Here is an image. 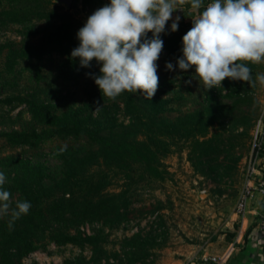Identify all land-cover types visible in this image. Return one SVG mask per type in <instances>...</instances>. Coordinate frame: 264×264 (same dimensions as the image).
<instances>
[{
    "label": "rangeland",
    "instance_id": "obj_1",
    "mask_svg": "<svg viewBox=\"0 0 264 264\" xmlns=\"http://www.w3.org/2000/svg\"><path fill=\"white\" fill-rule=\"evenodd\" d=\"M110 2L73 0L68 6L57 0H0V44L22 47L37 42L40 36H32L33 31H42L53 11V16L68 11L85 24L95 10ZM177 6L182 11H174L165 28L171 27L177 16L181 18L179 24L184 25L193 16L179 0ZM14 9L27 14L36 11L33 21L28 15L22 17V23L12 21L8 13ZM61 62L57 54L45 57L41 63L43 80L38 82L36 64L24 61L23 75L17 85L0 83V133L42 134V124L33 118L25 102H6L7 98L18 96L52 104V110L62 121L75 113L81 124L112 133L119 132L124 121L128 123L121 107H117L118 97L101 99L94 74H89L83 84L72 85L60 76ZM167 62L173 64L174 70L166 69ZM242 63L251 68L252 86L225 78L221 87L205 89L195 78V66L181 71L168 53L161 52L157 61V91L161 88L165 91L162 96L166 101L153 104H165L166 108L155 126L160 123L173 132L164 139L153 137L155 154L150 155V162L160 170L161 178L141 181L132 189L128 217L116 232L103 219L95 220L83 227L92 236L87 245L50 243L24 256L22 263L189 264L203 254L204 247L214 238L236 228L239 222L235 206L243 188L255 131L260 120L264 121V84L255 79L257 74L264 73V59L259 64ZM136 93L144 98L139 90ZM95 94L101 97L92 100ZM103 100L111 102L110 108L105 113L94 112ZM50 135H42L43 140L31 146L14 145L0 137V172L7 178L3 188L11 192L14 203L19 200V194L12 190L21 189V183L16 180H24L26 176L27 184L36 189L40 188L41 179L52 185L64 170L66 157L82 154L81 158H85L94 150L86 138ZM208 139L214 142L203 145ZM19 163L35 164L42 170L15 167ZM104 163L101 159L96 168L111 178L116 172L114 181L122 182L123 173L128 172L137 177L138 170H107L110 166L106 162L107 168ZM5 218H0V222Z\"/></svg>",
    "mask_w": 264,
    "mask_h": 264
},
{
    "label": "trees",
    "instance_id": "obj_2",
    "mask_svg": "<svg viewBox=\"0 0 264 264\" xmlns=\"http://www.w3.org/2000/svg\"><path fill=\"white\" fill-rule=\"evenodd\" d=\"M209 1L211 0H204V5L206 6ZM184 5L190 9L187 4ZM190 10L196 13L195 10ZM35 12L27 14L22 10L14 9L8 13V17H11L14 22L22 23L24 21L22 17L28 15L30 21H33ZM53 15L54 11L52 15H49L42 31H33L32 36H40L37 42L22 47L0 44V57H2L0 83L17 85L23 75L21 65L24 61L36 64V79L41 82L43 80L41 63L45 57L55 54L62 59L61 78L72 85L83 84L87 81L89 74H100L101 65L95 60L90 62V67L85 68L80 66L79 58L71 57V51L79 46L80 42L76 34L84 23L68 11H59L56 16ZM192 18L195 16L185 20L189 22L186 25L178 24L177 31L172 32L171 27H168L160 34L163 40L162 52L169 54V59L178 69L177 60L183 55L182 37L192 27ZM146 38L151 39L152 33H147ZM164 92L161 88L151 100L141 98L137 96V93L123 92L118 96L117 107H121L123 117L128 123L124 121L120 126L121 130L116 133L81 124L75 113L68 115L66 121H62L61 117L52 110V104L40 103L28 96L6 99L7 103L25 102L33 118L42 124V134L37 131L0 133V137L9 143L31 146L43 140L42 137L46 133H51V135L58 134L76 140L86 138L87 144L94 150L85 158H81L82 154L66 157L64 170L58 179L53 180L52 185H48L44 179H41L39 180L41 186L36 189L27 184L26 176H23L24 180H16V183H21V189H13L12 192L19 194L20 201H30L32 206L27 215L15 221L11 230L8 227L9 216L0 222V264H23L24 256L50 243L85 246L92 236L84 232L83 227L95 220L106 221L110 224L112 232L119 229L131 208L128 201L132 189L141 181L161 178L160 170L151 165L150 155L155 154L153 137L164 139L173 135L172 131L166 130V125L159 123L155 126L166 105L153 103L165 102L162 96ZM100 97L95 94L92 100ZM110 103L109 100L101 101L100 110L107 112ZM203 136L206 137V134ZM213 142V139H208L203 142V145ZM101 159L105 160L104 164L107 162L110 166L108 168L106 164L107 170H138L137 177L135 178L131 172L127 175L122 172L123 181H114L118 176L116 172L114 178H111L96 168ZM29 165L19 163L15 167L25 170H42L35 164ZM115 185L118 186L115 187ZM117 188L121 190L116 192L114 189ZM12 206H15L14 202ZM239 229L240 223L236 225V231ZM199 264L212 263L199 262Z\"/></svg>",
    "mask_w": 264,
    "mask_h": 264
},
{
    "label": "clouds",
    "instance_id": "obj_3",
    "mask_svg": "<svg viewBox=\"0 0 264 264\" xmlns=\"http://www.w3.org/2000/svg\"><path fill=\"white\" fill-rule=\"evenodd\" d=\"M196 11L192 27L182 37L181 71L195 66V78L205 89L221 87L225 78L254 84L251 68L242 61L259 64L264 59V0H179ZM178 0H111L94 11L76 36L79 46L71 51L81 67L100 64L94 82L102 96L115 100L123 92L151 100L158 90L157 61L163 48L160 34L176 10ZM182 11V10H181ZM177 16L171 31L178 30ZM151 32L152 38H146ZM143 39V42L141 40ZM174 70L172 63L165 65ZM256 80L264 84V73ZM98 106L94 112H98ZM63 150V149H62ZM6 176L0 172V218L9 216L11 230L27 215L31 202L13 201L5 190Z\"/></svg>",
    "mask_w": 264,
    "mask_h": 264
},
{
    "label": "crops",
    "instance_id": "obj_4",
    "mask_svg": "<svg viewBox=\"0 0 264 264\" xmlns=\"http://www.w3.org/2000/svg\"><path fill=\"white\" fill-rule=\"evenodd\" d=\"M185 8L196 16L197 13H193L186 6ZM261 170L264 171V163ZM263 213L264 197L257 194L248 213L240 222V229L236 231V228L232 227L228 233L218 235L204 247L203 254L199 257L202 255L224 257L227 259L226 264H264V235L259 228Z\"/></svg>",
    "mask_w": 264,
    "mask_h": 264
},
{
    "label": "built area",
    "instance_id": "obj_5",
    "mask_svg": "<svg viewBox=\"0 0 264 264\" xmlns=\"http://www.w3.org/2000/svg\"><path fill=\"white\" fill-rule=\"evenodd\" d=\"M211 1H209L210 3ZM264 116V115H263ZM264 163V121L260 120L258 128L255 131L252 153L249 157L247 168L245 170L243 188L239 194L235 214L240 223L250 209L252 201L257 194L264 197V172L261 166ZM259 228L264 235V213L261 216ZM227 259L215 255H202L195 257L189 264L212 263L226 264Z\"/></svg>",
    "mask_w": 264,
    "mask_h": 264
},
{
    "label": "water",
    "instance_id": "obj_6",
    "mask_svg": "<svg viewBox=\"0 0 264 264\" xmlns=\"http://www.w3.org/2000/svg\"><path fill=\"white\" fill-rule=\"evenodd\" d=\"M57 1H59V2H63V3H65V4H67L68 6H70V5L72 4V1H73V0H57Z\"/></svg>",
    "mask_w": 264,
    "mask_h": 264
}]
</instances>
